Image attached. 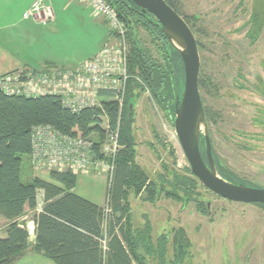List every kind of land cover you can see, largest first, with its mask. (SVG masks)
<instances>
[{"label": "trees", "instance_id": "16d2710c", "mask_svg": "<svg viewBox=\"0 0 264 264\" xmlns=\"http://www.w3.org/2000/svg\"><path fill=\"white\" fill-rule=\"evenodd\" d=\"M106 1L124 22L130 45L128 71L132 79L121 109L109 97L102 101L101 108L71 114L62 108L58 97L7 96L0 90V216L7 223L5 236L0 238V264H15L29 254L41 255L54 264H173L181 263L186 257L188 241L184 230L178 228L170 238V234H160L153 239L152 225L146 214L143 213L141 226L134 225L129 196H139L141 201L149 204H155L161 198L185 203L198 194L196 189L200 185L189 167L177 169L174 152L170 149L171 163L161 162L160 172L155 177L150 178L143 171L136 162V143L132 134L134 109L129 116L127 110L131 99L136 100L143 90H148L155 106L172 124L175 95L181 93L183 85L182 63L151 14L129 0ZM164 1L192 30L193 25L180 11L178 0ZM258 15H254L256 22L261 19ZM140 29L150 37L157 58L142 45L138 35ZM196 41L200 50L201 42L197 38ZM198 83L200 90H209L207 94L216 93L209 77H199ZM204 113L206 122L214 123L216 112L204 107ZM101 116L107 117L110 130L118 128L121 146L114 158L112 178L108 181V213L73 193L77 176L69 171L49 172L50 178L61 185L59 187L31 176L28 170L31 169L30 131L33 126L50 125L71 137L95 134V138L102 141L105 132L100 127ZM155 138L164 150L167 149L158 135ZM200 143L204 159L203 142ZM214 163L223 179L245 184L221 165L216 156ZM26 166V181H23ZM39 192L43 194L40 204ZM195 202L198 211L206 214L205 204ZM26 210L33 212V242L25 224L19 223ZM169 244L173 253L171 260L167 259Z\"/></svg>", "mask_w": 264, "mask_h": 264}, {"label": "rangeland", "instance_id": "374dc122", "mask_svg": "<svg viewBox=\"0 0 264 264\" xmlns=\"http://www.w3.org/2000/svg\"><path fill=\"white\" fill-rule=\"evenodd\" d=\"M178 4L182 14L193 25V35L202 45L199 50V77H209L213 86L216 88L217 83L221 90V98H217L216 93L207 94L209 90H200L203 106L214 112L219 111L221 116L219 124L216 119L214 123H207L214 151L240 179L264 187V139L256 136H263L264 129L261 125H244L249 117L256 116L255 105L252 104L246 115L243 113L235 117L231 114L234 112L232 101L223 92L231 89L230 79L239 72L252 76L264 74V65L261 63L264 59V27L260 37L253 42L245 37V23L251 7L262 14L264 0H178ZM52 11L58 19L53 29L60 33L50 41L49 38H43L42 44L39 41L36 46L38 55H50L62 61L67 58L69 64H63L75 66L90 58L108 42L107 25L92 14L89 5L66 0L60 2L58 7L52 6ZM138 35L142 45L157 58L150 37L141 29ZM20 70L25 69L1 74L0 78ZM104 100H108L107 96L100 97V102ZM134 103L132 134L136 143V162L143 171L150 178L155 177L160 172L161 162L171 163L169 149L174 152L177 169L189 167L173 125L155 106L149 91L143 90ZM96 108H101V105ZM235 119L240 125H233ZM106 120L107 117L101 116L100 127L103 129L107 127ZM235 129L248 131L253 138L242 139L232 133ZM155 135L167 149L161 147ZM89 137L95 139L96 136L91 134ZM240 142L246 143L248 147L240 145ZM30 164L31 169L28 170L31 176L53 182L49 175L52 169L33 165L32 162ZM26 173L27 166L23 170V181H26ZM199 192L204 200L210 201L208 216L197 214L192 203L182 208L177 202L161 198L155 204H149L141 201L139 196L130 195L134 225L141 226L143 213L146 214L152 225L153 239L157 234L173 236L182 226L191 242L189 255L183 264H264V210L252 204H231L205 190L199 189ZM32 216L33 212L26 210L19 223L32 221ZM5 223L0 216V234ZM172 255L169 244L167 259L171 260Z\"/></svg>", "mask_w": 264, "mask_h": 264}, {"label": "built area", "instance_id": "2783aa9c", "mask_svg": "<svg viewBox=\"0 0 264 264\" xmlns=\"http://www.w3.org/2000/svg\"><path fill=\"white\" fill-rule=\"evenodd\" d=\"M91 7L92 14L101 18L109 29V40L92 57L74 68L34 71L27 69L0 78V90L7 96L34 98L52 95L60 99L62 108L71 114L100 106V97L116 101L121 109L132 79L128 71L130 45L127 28L117 11L106 0H75ZM40 23L53 20L52 8L44 0H35L23 14ZM136 81L139 82L137 78ZM106 128L102 141L90 137L61 134L50 125H36L30 131L31 162L55 171H69L80 176L105 173L108 181L114 171V158L121 146L118 128ZM104 212L108 213L105 206ZM32 236L34 224L25 223Z\"/></svg>", "mask_w": 264, "mask_h": 264}, {"label": "water", "instance_id": "95a60500", "mask_svg": "<svg viewBox=\"0 0 264 264\" xmlns=\"http://www.w3.org/2000/svg\"><path fill=\"white\" fill-rule=\"evenodd\" d=\"M143 12L153 16L170 47L178 53L183 71L180 94L175 95L172 122L189 169L198 181L211 192L238 203L264 204V187L235 184L223 179L217 172L207 133V124L198 88L200 57L196 39L183 19L164 0H129ZM134 100L127 106L128 116L134 109ZM200 134L204 138L206 162L200 152Z\"/></svg>", "mask_w": 264, "mask_h": 264}, {"label": "crops", "instance_id": "0c3cea01", "mask_svg": "<svg viewBox=\"0 0 264 264\" xmlns=\"http://www.w3.org/2000/svg\"><path fill=\"white\" fill-rule=\"evenodd\" d=\"M34 1L35 0H0V75L19 69L43 71L44 69L55 67L67 69L77 66L71 64L64 65L66 63L69 64V61L66 60L67 58L62 61L50 55L40 56L37 54L36 46L39 45V41L41 44L43 38H49L50 41L54 37H57V33L60 32L59 30L56 31L53 29L58 22L54 14L53 20L47 23H40L30 18H24L23 14ZM63 1L66 0H44L51 8L52 6L58 7L59 3ZM108 40L109 37L107 38V41ZM46 41L45 39V42ZM52 183L61 187V185L54 180ZM107 190V175L105 173H91L77 177L73 193L99 208H104L106 206ZM40 203H43L42 192L38 194V204ZM6 225L7 223H5V228ZM3 231L2 234H0V238L5 236ZM29 237L30 241L33 242L35 237L34 233ZM15 264L54 263L41 255L29 254Z\"/></svg>", "mask_w": 264, "mask_h": 264}, {"label": "flooded vegetation", "instance_id": "af4514ba", "mask_svg": "<svg viewBox=\"0 0 264 264\" xmlns=\"http://www.w3.org/2000/svg\"><path fill=\"white\" fill-rule=\"evenodd\" d=\"M256 14L257 15L259 14L258 15L259 19L261 16V19L258 22H256L254 20V15H256ZM263 18H264V11L261 14L260 12H258L257 10H255L254 8L251 7L249 18L247 19V21L245 23V26L247 27V30L245 32V37L247 39H249V41L253 42L254 40H256L257 38L260 37V34H261L263 27H264V19ZM259 25H261V27L258 29ZM197 46H198V44H197ZM198 52H199V50H198ZM261 63H263V65H264V59H262ZM199 72H200V68H199ZM230 80H231V84H230L231 89L228 91H223V92L225 95H227L229 97L230 101H232L233 105L231 108L233 109L232 111H234V112H231V114L235 115V117H236V115L240 116L243 113L246 115L247 112H250L248 109L251 108L252 104H254L255 105L254 114L256 116L249 117V119L244 122V125H261L262 128L264 129V74H257L255 76H252V75H248V74L239 72V73H237L235 78H231ZM198 81H199V74H198ZM198 88H199V83H198ZM220 92H221L220 87L216 83V97L217 98H221ZM199 93H200V88H199ZM200 98H201V96H200ZM201 102H202V99H201ZM202 105H203V103H202ZM203 109H204V106H203ZM220 117H221L220 112L216 110V123L217 124H219V121L221 120ZM206 124H207V122H206ZM233 125H240V123H239V121H237V119H235ZM206 126H207V133H208V124ZM232 133H234L235 135H239L240 138H242V139H247L248 137L253 138V135H251V133H249L248 131H242V130H236L235 129L232 131ZM256 136H258L259 139L260 138L264 139V134H263V136H260V135H256ZM208 139L210 142L212 155L216 156L217 160L221 163V165H223L229 172H232L233 175H235L236 177L239 178V176L233 170L229 169L226 165L223 164L222 160L215 153L213 145L211 143V139L209 137V133H208ZM200 142H203V150H204V138H203L202 134H200ZM240 145H245V147H248L246 145V143H243V144L241 143ZM200 148H201V146H200ZM204 155H205V151H204ZM214 156H213V159H214ZM204 159L203 160L205 161V163H207L206 162V155H205ZM197 181H198V179H197ZM244 182H245V184H247V186L261 188V186L252 185L253 183L246 182V181H244ZM198 183L200 185L196 189V194L197 193L198 194L197 195L194 194L192 196V199L189 202H187V200H186L185 203L179 202V204L183 208V207H186L188 204L192 203L194 206L195 212L197 214H199L200 216H208L209 215V213H210L209 202L210 201L208 199L204 200L201 193L199 192V189L205 190V192L210 193V194L218 197L220 200L227 201L231 204H252V205L264 210V204L238 203V202L228 201V200L222 198L221 196H219V195L211 192L210 190H208L199 181H198ZM195 201H198L199 203L203 202L205 204L206 209H207L206 214H202L198 211V209L196 208L197 203ZM178 228L183 229L182 226L178 227ZM159 235L160 234H157L156 236H159ZM170 237H172V236H169V238ZM186 238L188 241V248H187L186 257L181 261V263H173V264H183L185 259L188 257V255H189L188 250H189V246L191 245V242L188 239V237H186Z\"/></svg>", "mask_w": 264, "mask_h": 264}]
</instances>
